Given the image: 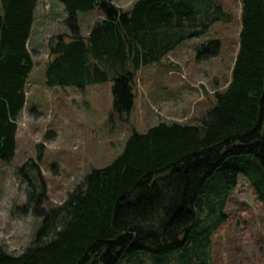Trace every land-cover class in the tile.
<instances>
[{
  "label": "trees",
  "instance_id": "trees-1",
  "mask_svg": "<svg viewBox=\"0 0 264 264\" xmlns=\"http://www.w3.org/2000/svg\"><path fill=\"white\" fill-rule=\"evenodd\" d=\"M70 32L49 38V86L112 81L113 112L134 105L137 72L187 39L229 19L219 0H60ZM40 0H0V159L17 148L18 118L35 62L29 47ZM239 48L228 85L196 122L163 120L133 129L123 151L93 168L66 199L45 206L34 185L23 214L42 217L21 253L0 247V264H215L212 236L226 218L240 174L264 202V0H241ZM103 17L84 35L78 11ZM219 39L196 46L219 53ZM128 98L127 103L122 99ZM44 144L38 145V161ZM29 163V162H27ZM33 165L38 167L36 161Z\"/></svg>",
  "mask_w": 264,
  "mask_h": 264
},
{
  "label": "rangeland",
  "instance_id": "rangeland-1",
  "mask_svg": "<svg viewBox=\"0 0 264 264\" xmlns=\"http://www.w3.org/2000/svg\"><path fill=\"white\" fill-rule=\"evenodd\" d=\"M134 0H115L127 9ZM230 14L212 25L206 36L187 39L178 48L182 61L164 57L143 65L137 72L134 105L122 114L113 112L112 81L49 86L46 64L49 38L70 32L65 4L41 0L42 10L30 40L35 66L26 85V104L18 118L17 148L9 159H0V247L21 253L34 240L42 217L23 214L33 185H47L44 205L61 203L93 168L110 164L124 149L132 130H147L160 121L196 122L215 102V91L225 88L239 48L241 0H219ZM133 4V3H132ZM1 12V5H0ZM100 8L78 11L85 33L103 15ZM90 27V28H89ZM219 39L217 55L202 58L196 46ZM123 98V103L128 102ZM44 144L38 161V145ZM36 161L38 167L33 165ZM29 162V163H27ZM230 195L226 218L212 236L215 264H264V202L240 174Z\"/></svg>",
  "mask_w": 264,
  "mask_h": 264
},
{
  "label": "crops",
  "instance_id": "crops-1",
  "mask_svg": "<svg viewBox=\"0 0 264 264\" xmlns=\"http://www.w3.org/2000/svg\"><path fill=\"white\" fill-rule=\"evenodd\" d=\"M136 0H134L133 2H131V4H129V6H128V8L127 9H124V10H128V9H130L131 7H132V3H134ZM39 13H43V15H44V13H46V11L45 10H42V6H41V0H40V3L38 4V6H37V9H36V13H35V16H36V20H37V15L39 14ZM103 17V15H101L100 16V18H102ZM36 20H35V23H36ZM96 22V21H95ZM35 23H34V26H33V31H34V27H35ZM93 25H94V23H93ZM93 25H91L90 27H92ZM89 27V28H90ZM91 30V28L90 29H88L85 33H83L84 35H88L89 34V31ZM32 35H33V32H32ZM32 37V36H31ZM31 40V39H30ZM174 57V59H177L178 61H182L181 59H182V57L181 56H179L178 55V48H176V49H174V50H172L168 55H167V57L169 58V57ZM172 57V58H173Z\"/></svg>",
  "mask_w": 264,
  "mask_h": 264
}]
</instances>
